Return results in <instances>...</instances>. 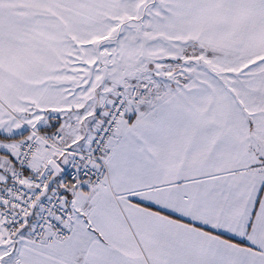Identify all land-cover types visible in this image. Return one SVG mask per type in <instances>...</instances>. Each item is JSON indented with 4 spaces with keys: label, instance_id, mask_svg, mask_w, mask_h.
I'll return each instance as SVG.
<instances>
[{
    "label": "snow or ice",
    "instance_id": "snow-or-ice-1",
    "mask_svg": "<svg viewBox=\"0 0 264 264\" xmlns=\"http://www.w3.org/2000/svg\"><path fill=\"white\" fill-rule=\"evenodd\" d=\"M0 264H264V0H0Z\"/></svg>",
    "mask_w": 264,
    "mask_h": 264
}]
</instances>
